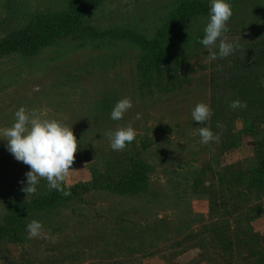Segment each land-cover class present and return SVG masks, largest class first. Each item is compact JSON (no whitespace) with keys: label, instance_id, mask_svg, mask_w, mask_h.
Masks as SVG:
<instances>
[{"label":"rangeland","instance_id":"1","mask_svg":"<svg viewBox=\"0 0 264 264\" xmlns=\"http://www.w3.org/2000/svg\"><path fill=\"white\" fill-rule=\"evenodd\" d=\"M229 2L239 47L209 61V0H0V129L24 107L78 141L69 195L44 179L22 191L28 166L0 141V264H264V0ZM66 20L75 31L13 43ZM198 102L218 142L199 143ZM129 124L135 139L111 150L104 133Z\"/></svg>","mask_w":264,"mask_h":264},{"label":"clouds","instance_id":"2","mask_svg":"<svg viewBox=\"0 0 264 264\" xmlns=\"http://www.w3.org/2000/svg\"><path fill=\"white\" fill-rule=\"evenodd\" d=\"M232 16L229 0H209L208 19L203 27V35L198 43L207 51L208 60L225 58L238 49V41H228L227 23ZM132 107L128 97L119 99L112 107L109 118L113 121L121 120ZM230 108H245L246 104L239 99L233 100ZM192 122H197L199 143L204 145L219 141L207 122L212 117V110L207 103L198 102L190 112ZM138 118V117H137ZM217 127L221 125L217 124ZM104 135L109 140V147L113 151L123 150L127 144L135 139V130L131 124L107 130ZM0 141L5 142L6 150L12 157L28 166L24 174L25 181L22 191L35 193L40 179L47 182L50 190L70 193L62 188V183L72 169L74 153L77 151V140L71 126L58 120L41 118L34 110L26 111L20 107L14 113L11 126L0 129ZM29 239L39 237L43 226L40 221L32 220L25 226Z\"/></svg>","mask_w":264,"mask_h":264},{"label":"trees","instance_id":"3","mask_svg":"<svg viewBox=\"0 0 264 264\" xmlns=\"http://www.w3.org/2000/svg\"><path fill=\"white\" fill-rule=\"evenodd\" d=\"M77 7L80 8L81 6L78 5ZM66 21L67 22H63V23L47 21L46 24H42V22H40L36 27H34L33 32L28 36V38L25 39V38H20L19 36H17L16 38H14L13 43L14 45H18V46H21V44L23 46V43H27L29 44V46H33L34 43L35 45H37L41 40L43 41V38L45 40V38L49 37L50 34L59 33L61 30L62 31L60 33H70V32L75 31L76 29H73V25L71 24V22L69 20H66ZM140 46L149 50V55H150L149 58H151L149 59V61L151 62L152 66H156L158 64L159 55H158V52H156V50H153L154 49L153 45L145 43V42H141ZM7 51L8 50L0 51V54L6 53ZM253 89H255V86ZM256 90L260 91V94H264V88L260 87L259 89L257 87ZM252 92L253 90H250L249 93H252ZM260 99H261V96H258L257 100H260ZM90 187L93 188L94 186H90Z\"/></svg>","mask_w":264,"mask_h":264}]
</instances>
